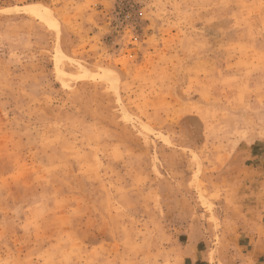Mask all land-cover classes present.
<instances>
[{
	"label": "rangeland",
	"instance_id": "374dc122",
	"mask_svg": "<svg viewBox=\"0 0 264 264\" xmlns=\"http://www.w3.org/2000/svg\"><path fill=\"white\" fill-rule=\"evenodd\" d=\"M0 264H264V0H0Z\"/></svg>",
	"mask_w": 264,
	"mask_h": 264
},
{
	"label": "bare ground",
	"instance_id": "6f19581e",
	"mask_svg": "<svg viewBox=\"0 0 264 264\" xmlns=\"http://www.w3.org/2000/svg\"><path fill=\"white\" fill-rule=\"evenodd\" d=\"M25 8H26L27 10L33 12V13L40 12V11H39V10H40V9H39L40 7L35 6V5L27 6V7H25Z\"/></svg>",
	"mask_w": 264,
	"mask_h": 264
}]
</instances>
